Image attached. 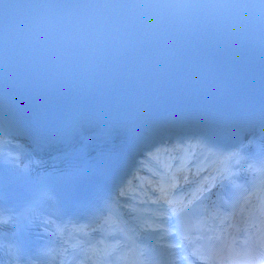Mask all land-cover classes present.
<instances>
[{
  "label": "bare ground",
  "instance_id": "6f19581e",
  "mask_svg": "<svg viewBox=\"0 0 264 264\" xmlns=\"http://www.w3.org/2000/svg\"><path fill=\"white\" fill-rule=\"evenodd\" d=\"M204 3L221 6V4L256 7L264 9V0H201ZM124 77L129 80V86L124 88L114 82L106 83L107 93L113 98L120 94L123 101L117 106L119 116L128 121L129 132L125 138L128 162L122 163L121 158L105 153L106 173L115 183L126 174L132 165L144 161L146 167L161 170L163 163L161 150L170 140H179L183 134L175 133L166 144L155 145L150 148L155 159H145L140 156L143 141L152 139V128L161 119H177L183 124L197 125L198 121L207 120L213 126L201 125L202 128L187 133L192 141L200 144L202 151H208L216 146L222 138H226L230 149L241 147V139L247 133L249 117L258 109L264 108V79L257 78H213L195 80H175L170 88L157 89L149 81L124 68L90 61L80 56H66L54 52L38 51L34 49L18 50L0 43V130L4 140L0 148H10V153L0 159V168H10L27 152V143L33 133V105L41 96L43 89L51 94V107L57 106L64 128L66 118L70 112L69 105L74 97L84 98L87 95H105L95 92L92 86L79 81L93 76ZM98 87V86H97ZM101 92V91H100ZM122 118V117H121ZM191 118V121L188 119ZM227 122H234L236 127L226 128ZM221 128V130H217ZM216 129V130H213ZM162 134H156L160 137ZM173 140V141H174ZM175 144V143H174ZM173 144V145H174ZM211 145V146H210ZM138 150V154L136 153ZM167 147H165V150ZM3 152L0 151V156ZM233 153H236L233 150ZM136 166H139L137 163ZM214 167L208 172L213 173ZM141 176V174H138ZM221 179L207 201H214ZM112 201L122 210L124 218L132 221L131 205L135 202L126 198H118L111 193ZM164 237V233H159ZM166 242L168 239L158 238Z\"/></svg>",
  "mask_w": 264,
  "mask_h": 264
},
{
  "label": "snow or ice",
  "instance_id": "6c2138e0",
  "mask_svg": "<svg viewBox=\"0 0 264 264\" xmlns=\"http://www.w3.org/2000/svg\"><path fill=\"white\" fill-rule=\"evenodd\" d=\"M249 147L253 149L251 152L248 151ZM246 150L260 165L261 178L256 190L264 192V147L254 150L253 141L249 140ZM150 155H152L150 150L147 153L140 151V156L145 159ZM235 155L237 153L226 155L221 153L217 163L222 167L215 169V175H204L201 178L205 168L202 164L197 163L193 165L195 171L191 173L187 165L177 168L176 173H181L179 180L176 173H173L170 176L166 174L159 182H155L153 178L138 175V172L146 167V164L144 161L136 160L112 190V193L118 198L138 202L141 207L147 204L150 209H154L149 213L150 220L138 222L135 227L130 229L133 233L139 234L137 238L144 246L143 255L148 258L143 261L133 260L131 264H193V258L198 261H206V264H217V256L220 251L227 249L229 239L233 246L249 249L258 254L260 258L252 261L251 264H264V196L258 197L261 201L260 208L258 210L250 209L246 216L242 214L243 209H241V213L235 212V203H229L231 196L228 200L223 201V206L226 209L232 207V213L221 214L215 206L207 209L208 219L219 222L210 231H219L220 235L213 238L211 246L196 248L191 242H188L189 229L186 226V218L207 198V194L211 193L218 179L228 178L224 174L228 173L227 165ZM190 158L196 160L198 156H190ZM137 163L139 167H136ZM149 171L153 173V177L159 174L153 169H149ZM228 175L233 176L234 179L247 181V176L243 173L238 176L232 173H228ZM186 188L190 190L185 191ZM233 188L239 190L240 185H233ZM225 195L229 194L226 192ZM14 217L10 216L5 219L0 215V224H3L4 229L11 235L15 233ZM50 223V221H39L38 227L41 224L44 226L42 235L47 233ZM9 229L11 230L9 231ZM161 232L164 233V237H159ZM158 238L174 242L157 248L155 241ZM197 243L199 242L197 241ZM153 252L158 253L161 260H153L151 258ZM28 256L39 259L37 258L39 256L37 248ZM9 264H31V262L20 251L16 257L9 256ZM105 264H115V261L109 256V260Z\"/></svg>",
  "mask_w": 264,
  "mask_h": 264
},
{
  "label": "rangeland",
  "instance_id": "374dc122",
  "mask_svg": "<svg viewBox=\"0 0 264 264\" xmlns=\"http://www.w3.org/2000/svg\"><path fill=\"white\" fill-rule=\"evenodd\" d=\"M206 121V120H205ZM0 134H1V131H0ZM154 135H156V134H153L152 136H154ZM3 140V137L2 136H0V141H2Z\"/></svg>",
  "mask_w": 264,
  "mask_h": 264
},
{
  "label": "clouds",
  "instance_id": "9594fccd",
  "mask_svg": "<svg viewBox=\"0 0 264 264\" xmlns=\"http://www.w3.org/2000/svg\"><path fill=\"white\" fill-rule=\"evenodd\" d=\"M247 142V141H246Z\"/></svg>",
  "mask_w": 264,
  "mask_h": 264
}]
</instances>
